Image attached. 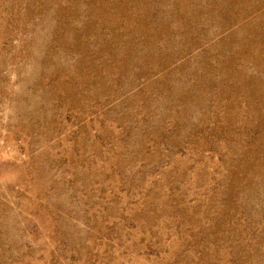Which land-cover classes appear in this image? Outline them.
Wrapping results in <instances>:
<instances>
[{"label":"rangeland","instance_id":"1","mask_svg":"<svg viewBox=\"0 0 264 264\" xmlns=\"http://www.w3.org/2000/svg\"><path fill=\"white\" fill-rule=\"evenodd\" d=\"M0 264H264V0H0Z\"/></svg>","mask_w":264,"mask_h":264}]
</instances>
